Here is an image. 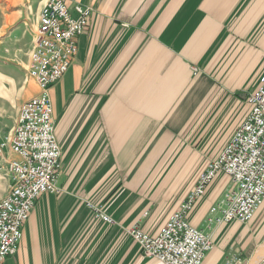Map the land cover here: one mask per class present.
I'll list each match as a JSON object with an SVG mask.
<instances>
[{
	"label": "crops",
	"instance_id": "obj_1",
	"mask_svg": "<svg viewBox=\"0 0 264 264\" xmlns=\"http://www.w3.org/2000/svg\"><path fill=\"white\" fill-rule=\"evenodd\" d=\"M70 3L92 10L68 70L49 89L58 190L38 197L3 264H161L128 235L107 234L118 225L90 220L83 197L109 203L121 225L158 232L243 119L239 92L264 70V0ZM37 92L28 81L25 99ZM228 183L218 173L207 185L189 212L192 225H205ZM229 224H213L202 264L229 256L237 243Z\"/></svg>",
	"mask_w": 264,
	"mask_h": 264
},
{
	"label": "built area",
	"instance_id": "obj_2",
	"mask_svg": "<svg viewBox=\"0 0 264 264\" xmlns=\"http://www.w3.org/2000/svg\"><path fill=\"white\" fill-rule=\"evenodd\" d=\"M90 6L70 0H45L37 17V29L28 55L27 76L38 92L24 100L9 132H0V172L8 178L0 198V264L15 254L23 225L38 197L58 190L60 145L54 131L49 89L68 70L77 51V38L90 23ZM243 119L229 134L218 154L199 171L196 182L156 234L140 223L127 233L143 257L161 264H202L212 249L213 224L247 222L264 201V70L245 96ZM223 173L229 183L210 207L203 227L190 223L188 215L207 185ZM93 218L107 224L114 220L103 207L87 202ZM229 255L217 264H240ZM257 264H264V256Z\"/></svg>",
	"mask_w": 264,
	"mask_h": 264
},
{
	"label": "rangeland",
	"instance_id": "obj_3",
	"mask_svg": "<svg viewBox=\"0 0 264 264\" xmlns=\"http://www.w3.org/2000/svg\"><path fill=\"white\" fill-rule=\"evenodd\" d=\"M44 2L45 0H0V132L2 133L9 132L18 107L26 100L24 94L27 82L30 80L34 82L27 76V61L29 50L36 35L39 10ZM249 90L250 88L247 87L239 92L237 108L239 118H242L248 110L245 96ZM4 178L6 179L5 175L0 172V192L5 186ZM84 197L85 204L91 201L90 198ZM91 199L98 201V199ZM99 202L97 204L101 205L103 209L106 206L107 210L109 209V203L106 201ZM107 210H105L106 213ZM91 214L88 213V216L93 221L95 218ZM107 214L114 220L113 224L118 225L120 229L118 231L112 229L107 234L115 231L120 236L128 235L127 228L131 224L121 225L114 216ZM233 223L234 221L229 224V226L232 225L231 231L233 230L230 241L237 243L232 244L233 247L228 249L226 254L230 255L235 251L236 256L241 261L240 264H250L258 247L264 242V201L256 215L249 221L238 222L241 223L238 225H233ZM90 229H92L91 225ZM129 237L132 239L131 236ZM126 238H121V242L123 239L128 240L127 236ZM118 244L119 239L116 238L111 242L115 248L118 247Z\"/></svg>",
	"mask_w": 264,
	"mask_h": 264
},
{
	"label": "bare ground",
	"instance_id": "obj_4",
	"mask_svg": "<svg viewBox=\"0 0 264 264\" xmlns=\"http://www.w3.org/2000/svg\"><path fill=\"white\" fill-rule=\"evenodd\" d=\"M263 255H264V242L258 247L256 254L252 258L250 264H257L262 259Z\"/></svg>",
	"mask_w": 264,
	"mask_h": 264
}]
</instances>
